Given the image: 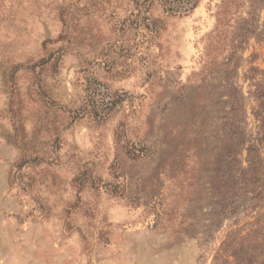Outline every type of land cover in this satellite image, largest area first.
I'll list each match as a JSON object with an SVG mask.
<instances>
[{
    "label": "rangeland",
    "instance_id": "obj_1",
    "mask_svg": "<svg viewBox=\"0 0 264 264\" xmlns=\"http://www.w3.org/2000/svg\"><path fill=\"white\" fill-rule=\"evenodd\" d=\"M165 3L0 0V264H264V0Z\"/></svg>",
    "mask_w": 264,
    "mask_h": 264
},
{
    "label": "trees",
    "instance_id": "obj_2",
    "mask_svg": "<svg viewBox=\"0 0 264 264\" xmlns=\"http://www.w3.org/2000/svg\"><path fill=\"white\" fill-rule=\"evenodd\" d=\"M168 1V0H167ZM186 3H183V4H177V5H174L173 3H169L168 5L166 4L168 10H171V11H174V12H182V13H186V12H189L193 9H195L198 5V0H185ZM173 4V5H172ZM261 127L264 129V122L263 124L261 125ZM259 152L258 150L256 149V152L254 154H252V152H249V157L251 158V167L255 164H257V166H255L254 170H253V173L256 175V177H258V163H259V166L262 165L261 164V161H260V157H259Z\"/></svg>",
    "mask_w": 264,
    "mask_h": 264
}]
</instances>
